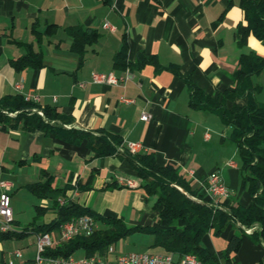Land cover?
Here are the masks:
<instances>
[{
  "label": "crops",
  "instance_id": "obj_1",
  "mask_svg": "<svg viewBox=\"0 0 264 264\" xmlns=\"http://www.w3.org/2000/svg\"><path fill=\"white\" fill-rule=\"evenodd\" d=\"M243 17L239 0H0V94L33 91L42 104L56 105L79 126L118 132L124 145L141 142L142 151L154 152L160 164L175 165L207 199L211 198L207 179L218 171L232 191L230 198L220 201L249 205L252 200L243 184L238 148L221 117L191 106L186 81L171 69L157 70L150 62L130 67L114 61L124 45L130 61L142 50L154 53L161 64H179L205 91L216 93L234 84L233 72L243 51L264 55V42L249 27L239 43L238 23ZM105 21L113 27L104 26ZM48 22H56L57 29L45 31ZM78 23L98 30L97 40L84 53L71 48L66 29ZM35 29L42 32L40 36ZM18 40L42 48L41 66L17 69L12 64L26 49ZM93 69L131 76L118 84L99 82L92 78ZM253 79L261 85L256 96L264 102V68ZM18 82L23 83L20 89ZM143 112H149L150 118L143 119ZM0 179L13 184L10 227L14 233L0 239V264H9L11 258L22 264L36 256L19 248L21 239L38 235L26 226L46 213L53 216L41 223L52 221L57 215L54 201L62 199L67 185L76 187L78 180L88 187L66 189L72 199L129 225L158 221L154 198L140 187L130 161L121 154L97 155L87 141L73 144L41 129L0 122ZM48 180L46 197L28 187ZM128 180L136 186L128 185ZM237 227L229 225L220 235L209 233L203 242L215 252L225 250ZM50 233L53 245H58L60 228ZM136 233L145 235L131 237L143 247L131 251L166 253L151 246L153 235L137 231L133 236ZM16 249L21 257L13 256ZM112 254L117 256V250L103 257L113 260ZM230 256L233 264H259L264 247L243 235L240 248Z\"/></svg>",
  "mask_w": 264,
  "mask_h": 264
},
{
  "label": "trees",
  "instance_id": "obj_2",
  "mask_svg": "<svg viewBox=\"0 0 264 264\" xmlns=\"http://www.w3.org/2000/svg\"><path fill=\"white\" fill-rule=\"evenodd\" d=\"M239 4L244 12L243 20L238 23L239 43L243 42L248 27L264 42V0H239ZM57 27L56 22H48L45 31H54ZM66 29L72 39L71 48L80 53H84L87 46L95 43L98 38V30L91 26L78 23ZM35 30L40 36L42 32ZM18 42L24 44L26 49L12 59L17 69L43 64V50L40 46L35 47L30 41ZM125 47L115 54V64L133 67L150 62L157 70L169 68L186 81L191 106L208 109L221 117L229 127V138L237 145L243 184L252 201L244 205L207 199L197 193L175 165L158 163L154 152H130L120 133L79 126L73 122V116L65 114L56 105L27 99L23 92L0 94V122L5 126L21 124L25 130L41 129L73 144L87 141L97 155H124L140 178V187L149 197L154 198L153 206L159 210L157 223L129 225L120 217L102 214L66 195L68 188L83 190L88 187L78 180L76 187L67 185L63 189L62 201H54L57 215L52 221H35L26 228L32 227L38 234L57 228L61 230L65 222L83 215L93 216L99 227L92 234H79L68 241L52 245L44 254L70 257L77 250L83 249L86 256H103L108 253L111 245L137 231L154 236L151 246L162 247L166 252L176 255L174 264H178L187 253L195 254L205 264H233L230 254L240 248L243 235L264 247V102L256 96L261 85L253 79V75L264 68V55L253 50L243 51L238 67L233 72L234 84L210 93L197 83L191 73L184 74L179 64L172 62L163 65L156 54L144 50L140 51L135 61H130ZM28 187L39 197H46L50 180L33 182ZM38 208L41 210L42 207ZM229 225L233 228L238 226V230L230 236L225 250L215 252L204 244L203 239L207 234L220 235ZM247 229L251 231L247 233ZM21 233H25V230ZM13 235L11 228L0 230V239ZM259 264H264V259Z\"/></svg>",
  "mask_w": 264,
  "mask_h": 264
},
{
  "label": "built area",
  "instance_id": "obj_3",
  "mask_svg": "<svg viewBox=\"0 0 264 264\" xmlns=\"http://www.w3.org/2000/svg\"><path fill=\"white\" fill-rule=\"evenodd\" d=\"M104 26L113 27L109 21L104 22ZM93 80L99 82H108L112 84H118L126 78L130 77V73L118 75L113 71H101L93 69L91 71ZM83 84V83H81ZM23 83L18 82L17 88H21ZM27 99L40 102V96L33 91L24 93ZM143 119H149L150 113L143 112ZM127 148L132 153H138L143 150V144L141 142H129ZM233 165H236L233 162ZM127 184L130 186H136L135 181L128 180ZM207 191L211 198L215 201L220 199L230 198L232 191L225 184L224 179L220 172H212L206 183ZM0 230L3 231L4 227H10L13 221V208L11 206V191L13 189L12 182L4 179H0ZM62 201V199L60 200ZM99 227L98 221L90 215H83L73 220L65 222L61 226L60 238L61 241H68L79 234H92ZM251 229H247L250 232ZM53 238L50 232L39 233L37 235V253L36 256L29 261L22 264H174L173 253H152L148 251H128L116 256L115 259L109 260L99 254L92 256H82L77 258L75 256L70 257H52L46 256L44 252L46 249L53 245ZM115 251L114 245L108 248V253ZM13 256L21 257L22 252L20 249L13 251ZM14 260L11 258L9 264H14ZM178 264H205L195 254L187 253L183 255Z\"/></svg>",
  "mask_w": 264,
  "mask_h": 264
},
{
  "label": "rangeland",
  "instance_id": "obj_4",
  "mask_svg": "<svg viewBox=\"0 0 264 264\" xmlns=\"http://www.w3.org/2000/svg\"><path fill=\"white\" fill-rule=\"evenodd\" d=\"M53 214L51 213H46L40 217H38L37 221L39 223L41 222H45V221H49L52 218ZM11 228V227H10ZM5 231V230H3ZM143 235L140 233H136L134 234L135 236L130 235L129 237L126 238H122L119 241H117L114 245L115 249L117 250V255L125 253L127 251H131V250H138V246L143 247L140 241H135L132 240L134 238L131 237H138L136 235ZM142 237H145V235H143ZM135 241V243H133ZM19 248H21L23 250V252L27 253V254H31L32 252H37V236H33V235H29L28 237H25L24 239H21V241L19 242ZM146 248V247H145ZM84 254V251L82 249H79L76 251L75 253V257L80 258L82 257V255ZM115 254L111 255V259L115 258Z\"/></svg>",
  "mask_w": 264,
  "mask_h": 264
},
{
  "label": "bare ground",
  "instance_id": "obj_5",
  "mask_svg": "<svg viewBox=\"0 0 264 264\" xmlns=\"http://www.w3.org/2000/svg\"><path fill=\"white\" fill-rule=\"evenodd\" d=\"M9 228H10V227H4L3 230H7V229H9Z\"/></svg>",
  "mask_w": 264,
  "mask_h": 264
}]
</instances>
